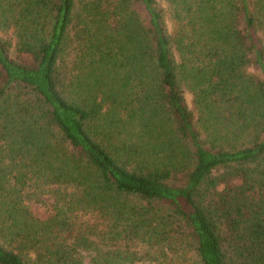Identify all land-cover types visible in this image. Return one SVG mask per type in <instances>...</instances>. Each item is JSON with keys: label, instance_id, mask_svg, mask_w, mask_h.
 I'll return each instance as SVG.
<instances>
[{"label": "trees", "instance_id": "16d2710c", "mask_svg": "<svg viewBox=\"0 0 264 264\" xmlns=\"http://www.w3.org/2000/svg\"><path fill=\"white\" fill-rule=\"evenodd\" d=\"M188 249L264 264V0H0V264Z\"/></svg>", "mask_w": 264, "mask_h": 264}, {"label": "rangeland", "instance_id": "374dc122", "mask_svg": "<svg viewBox=\"0 0 264 264\" xmlns=\"http://www.w3.org/2000/svg\"><path fill=\"white\" fill-rule=\"evenodd\" d=\"M186 102L189 106L190 110H194V104H193V96L190 93H186ZM184 253V252H183ZM186 254L182 255L181 261L186 262L188 264H199V259L196 256V253L194 250L188 249L185 251Z\"/></svg>", "mask_w": 264, "mask_h": 264}]
</instances>
